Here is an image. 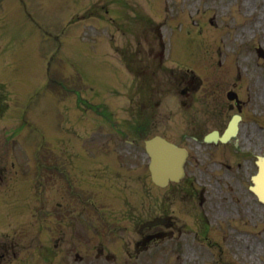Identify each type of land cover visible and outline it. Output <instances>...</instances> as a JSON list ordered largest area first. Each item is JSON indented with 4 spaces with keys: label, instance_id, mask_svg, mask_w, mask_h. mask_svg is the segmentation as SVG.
<instances>
[{
    "label": "rangeland",
    "instance_id": "rangeland-1",
    "mask_svg": "<svg viewBox=\"0 0 264 264\" xmlns=\"http://www.w3.org/2000/svg\"><path fill=\"white\" fill-rule=\"evenodd\" d=\"M128 45L138 49L130 65L134 71L139 67L149 73L155 60L150 48L161 51L160 74L166 81L168 75H209L214 80L224 75L214 93L222 99L215 100L219 115L211 117L212 127L223 125L222 111L230 115L222 107L227 106L223 88L239 91L245 101L240 125L242 137L246 135L241 149L245 158L236 155L238 160H232L234 153L226 151L222 158L228 169L212 172V157L201 154L202 170L187 163L179 183L161 191L150 186L143 149L132 151L125 142L131 76L120 51L124 47L125 53ZM111 46L117 47L116 55ZM257 47L264 50V0H0V92L6 93L0 109V264H96L99 241L105 245L103 256H114L106 264H264V205L248 190L255 158L264 153V129L249 120L253 112L264 122V57L257 56ZM234 55L240 57L238 80L235 63L226 61ZM227 75L236 82L230 85ZM51 78L65 82L66 89L51 85ZM135 83L140 84L138 77ZM206 91L204 84L191 95L192 107L200 95L201 107L209 109ZM163 98L167 128L162 125L160 130L179 142L180 128L168 127L174 110L167 107L176 109L180 97L171 92ZM36 152L47 166H35ZM64 152L71 153L68 161ZM123 152L129 157L136 153L132 160L138 170L130 177ZM75 153L83 160L72 157ZM62 169L72 184L68 207L75 240L70 247L75 245L82 255L67 262L62 255L48 260L54 249L46 224L54 219L57 198L52 191L56 189L57 196L65 191ZM36 173L46 184L42 208L35 192ZM126 183L132 192L122 189ZM120 188L122 197L117 199L114 190L119 194ZM202 189L201 205L188 198ZM127 191L131 205L125 207L135 206L132 215L148 196L151 201L162 194L166 202L150 208H165L173 219L172 236L155 253L148 252L150 248L131 259L126 250L133 228L149 216L146 208L134 221L117 215ZM185 200L189 217L183 214ZM63 209L58 213L65 216Z\"/></svg>",
    "mask_w": 264,
    "mask_h": 264
},
{
    "label": "water",
    "instance_id": "water-1",
    "mask_svg": "<svg viewBox=\"0 0 264 264\" xmlns=\"http://www.w3.org/2000/svg\"><path fill=\"white\" fill-rule=\"evenodd\" d=\"M154 144H157V142H154ZM152 154L155 159H158L161 153L157 150L156 152H152ZM253 182L255 184L253 191L258 195L260 200L264 201V158L260 160L259 171L258 174L253 177Z\"/></svg>",
    "mask_w": 264,
    "mask_h": 264
},
{
    "label": "flooded vegetation",
    "instance_id": "flooded-vegetation-1",
    "mask_svg": "<svg viewBox=\"0 0 264 264\" xmlns=\"http://www.w3.org/2000/svg\"><path fill=\"white\" fill-rule=\"evenodd\" d=\"M192 80V79H191ZM191 80H189L188 81V84H191ZM188 90H192L191 88H188V87H186L185 89H184V93L187 95V92L186 91H188ZM156 105V103H154L153 104V106H155ZM135 124H136V122H134V124H133V127H135ZM150 124H152V121H151V123Z\"/></svg>",
    "mask_w": 264,
    "mask_h": 264
},
{
    "label": "bare ground",
    "instance_id": "bare-ground-1",
    "mask_svg": "<svg viewBox=\"0 0 264 264\" xmlns=\"http://www.w3.org/2000/svg\"><path fill=\"white\" fill-rule=\"evenodd\" d=\"M245 2L247 3V0H245ZM242 29H244V27Z\"/></svg>",
    "mask_w": 264,
    "mask_h": 264
}]
</instances>
